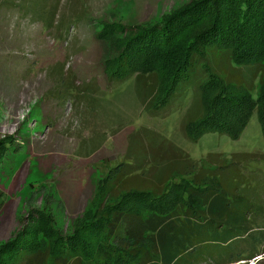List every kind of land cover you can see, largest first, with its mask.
I'll return each instance as SVG.
<instances>
[{"label":"rangeland","instance_id":"374dc122","mask_svg":"<svg viewBox=\"0 0 264 264\" xmlns=\"http://www.w3.org/2000/svg\"><path fill=\"white\" fill-rule=\"evenodd\" d=\"M194 1L0 0V141L14 142L0 162V248L43 217L63 235L92 220L107 174L122 163L145 173L131 183L159 188L187 164L179 152L198 163L210 155L264 154L256 113L238 141L219 133L187 138L186 118L203 113L202 66L198 80L182 83L156 111L150 107L168 64L162 57L151 66L158 76L109 79V60L137 28ZM221 56H212L209 72L232 83L252 74ZM224 178L230 187L237 178L241 194L264 206V159ZM237 264H264V256Z\"/></svg>","mask_w":264,"mask_h":264},{"label":"trees","instance_id":"16d2710c","mask_svg":"<svg viewBox=\"0 0 264 264\" xmlns=\"http://www.w3.org/2000/svg\"><path fill=\"white\" fill-rule=\"evenodd\" d=\"M137 30L109 60L111 82L158 76L151 66L162 57L168 64L150 107L156 111L202 66L203 113L186 118L187 138L195 143L219 133L238 141L254 113L264 134V0H196ZM219 54L233 69L252 74L232 83L209 72ZM257 74L259 83L252 85ZM13 143L0 141V162ZM179 153L187 164L159 188L131 183L145 173L118 165L107 174L92 220L63 235L43 217L0 248V264H237L264 256V206L241 194L237 178L231 187L224 178L264 154L210 155L198 163Z\"/></svg>","mask_w":264,"mask_h":264}]
</instances>
